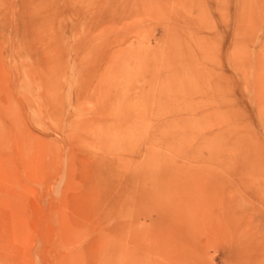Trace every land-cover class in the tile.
Wrapping results in <instances>:
<instances>
[{
	"label": "rangeland",
	"instance_id": "rangeland-1",
	"mask_svg": "<svg viewBox=\"0 0 264 264\" xmlns=\"http://www.w3.org/2000/svg\"><path fill=\"white\" fill-rule=\"evenodd\" d=\"M0 264H264V0H0Z\"/></svg>",
	"mask_w": 264,
	"mask_h": 264
}]
</instances>
